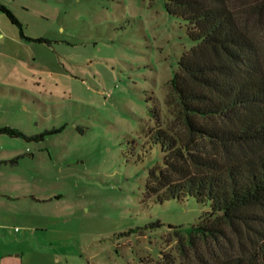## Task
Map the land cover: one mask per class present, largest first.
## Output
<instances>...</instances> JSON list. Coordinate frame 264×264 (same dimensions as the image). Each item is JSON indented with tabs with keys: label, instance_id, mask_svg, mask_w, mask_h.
<instances>
[{
	"label": "rangeland",
	"instance_id": "1",
	"mask_svg": "<svg viewBox=\"0 0 264 264\" xmlns=\"http://www.w3.org/2000/svg\"><path fill=\"white\" fill-rule=\"evenodd\" d=\"M13 4L23 32L43 39L30 47L52 57L43 86L0 80V127L24 135L0 134V144L18 149L8 163L20 161L14 167L29 194L28 215L4 232L20 239L25 262L188 264L197 261L190 238L208 253L216 240L196 225L209 204L191 196L159 202L145 190L149 171L162 165L148 135L154 109L162 122L173 121L170 80L196 44L186 22L165 0ZM238 227L245 233L226 225L229 239L219 242H247L249 228Z\"/></svg>",
	"mask_w": 264,
	"mask_h": 264
},
{
	"label": "trees",
	"instance_id": "2",
	"mask_svg": "<svg viewBox=\"0 0 264 264\" xmlns=\"http://www.w3.org/2000/svg\"><path fill=\"white\" fill-rule=\"evenodd\" d=\"M165 6L186 22L196 44L180 56L170 80L165 103L173 121L162 122L154 109L148 135L162 165L149 171L146 193L159 202L191 196L209 204L196 227L216 241L205 254L190 238L197 261L188 264H264V0H165ZM0 10L21 27L7 7ZM0 132L24 136L11 127ZM239 223L249 228L247 242H219L228 238L226 225L245 233Z\"/></svg>",
	"mask_w": 264,
	"mask_h": 264
},
{
	"label": "crops",
	"instance_id": "3",
	"mask_svg": "<svg viewBox=\"0 0 264 264\" xmlns=\"http://www.w3.org/2000/svg\"><path fill=\"white\" fill-rule=\"evenodd\" d=\"M14 1L0 0V4L7 7L21 25L19 28L8 18L17 27V31H13L10 27L5 26V21L0 14V80L23 82L25 84L31 81L36 83L37 86H43L42 81L51 73L50 63L52 57L48 56L47 62L43 60L38 50L35 51L30 47L32 42H37V39L42 38L30 36L23 32L21 21L15 15L13 9ZM0 12L2 11L0 10ZM0 134L6 133L0 132ZM36 136H31L30 139L37 138ZM9 145L6 148L5 145L0 144V264H27L24 251L19 247L21 244L20 239H12L10 234L4 232L8 223L11 225L16 219L25 218L28 215V185L24 178L25 175L14 167L18 166L20 161L13 162L12 167H9L8 163L10 159L19 155V151L17 148L12 149ZM13 167L14 169H11ZM32 198L36 202H49L52 200V198H36L35 196H32ZM14 229L16 230V227Z\"/></svg>",
	"mask_w": 264,
	"mask_h": 264
}]
</instances>
